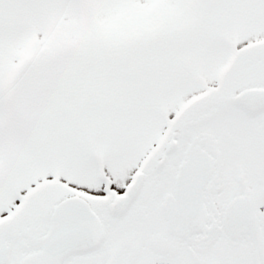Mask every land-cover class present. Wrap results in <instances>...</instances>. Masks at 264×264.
<instances>
[{
	"label": "snow or ice",
	"instance_id": "obj_1",
	"mask_svg": "<svg viewBox=\"0 0 264 264\" xmlns=\"http://www.w3.org/2000/svg\"><path fill=\"white\" fill-rule=\"evenodd\" d=\"M0 264H264V0H0Z\"/></svg>",
	"mask_w": 264,
	"mask_h": 264
}]
</instances>
